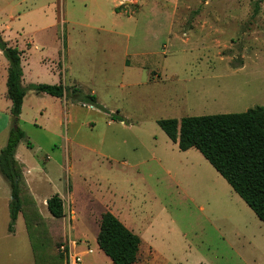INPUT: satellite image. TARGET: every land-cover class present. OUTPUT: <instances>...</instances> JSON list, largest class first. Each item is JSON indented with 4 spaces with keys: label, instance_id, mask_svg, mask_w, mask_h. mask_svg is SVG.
<instances>
[{
    "label": "rangeland",
    "instance_id": "1",
    "mask_svg": "<svg viewBox=\"0 0 264 264\" xmlns=\"http://www.w3.org/2000/svg\"><path fill=\"white\" fill-rule=\"evenodd\" d=\"M119 2L0 0V31L20 35L35 81L101 107L33 92L44 117L25 116L19 154L36 194L63 197L64 239L77 246L96 247L100 215L121 208L147 228L143 253L159 241L156 264H264V222L157 123L264 107V0H124L123 16ZM17 228L24 238L25 219Z\"/></svg>",
    "mask_w": 264,
    "mask_h": 264
},
{
    "label": "trees",
    "instance_id": "2",
    "mask_svg": "<svg viewBox=\"0 0 264 264\" xmlns=\"http://www.w3.org/2000/svg\"><path fill=\"white\" fill-rule=\"evenodd\" d=\"M0 50L8 60L7 97L12 102V127L7 145L0 153V173L11 188L10 230L20 213L33 247L36 264H66L60 247L66 243L63 222L64 202L56 194L47 201L51 214L42 217L39 206L27 184L23 166L16 159L25 132L20 127L24 99L29 91L55 98L67 97L72 103L101 109L94 94L63 84L23 86L21 52L0 35ZM117 116L113 120H119ZM158 126L180 151L198 150L226 180L234 192L264 222V107L243 113L218 114L159 120ZM97 243L112 264H136L141 238L130 231L114 214H102Z\"/></svg>",
    "mask_w": 264,
    "mask_h": 264
},
{
    "label": "crops",
    "instance_id": "3",
    "mask_svg": "<svg viewBox=\"0 0 264 264\" xmlns=\"http://www.w3.org/2000/svg\"><path fill=\"white\" fill-rule=\"evenodd\" d=\"M124 0H120V2L116 5V15L123 14L119 13L120 11L119 6L123 3ZM0 14H2V9H0ZM172 25H174V22H172ZM1 29V26H0ZM1 37L11 46L14 48H17L21 52V58H22V67H23V86L28 87L32 84H40L35 81L34 76L32 75V70L30 66H28V60L26 59V50L20 49L19 39L18 36L14 37L13 40L7 41L4 37V31H0ZM29 45V46H27ZM31 42L26 43L27 50L32 47ZM127 64V63H126ZM27 66L29 67L27 69ZM9 67L10 64L6 57L4 56L3 52L0 50V153L2 149L7 145L9 133L12 127V114H11V108H12V102L7 97L8 88H7V81H8V74H9ZM203 79V77L201 78ZM42 84V83H41ZM51 85V84H50ZM57 85V84H56ZM77 88V87H72ZM80 89V88H79ZM34 91L27 92V95L24 99L23 104V110L20 117V127L21 122L25 119V116L28 115V117L32 114L35 118H43L44 117V110L36 109L37 102L39 97H35L33 95ZM55 98V97H54ZM63 100L62 98H58ZM98 101V99H97ZM67 102V101H65ZM68 105V102H67ZM30 113V114H29ZM37 122V120H35ZM23 130V129H22ZM26 135V134H25ZM26 138V137H25ZM169 139V138H168ZM25 140V139H24ZM23 140V141H24ZM22 143V142H21ZM20 143V145H21ZM19 145V147H20ZM28 147H31L30 143H27ZM30 145V146H29ZM176 145V144H175ZM19 147L16 152V159L19 161V163L23 166L25 178L27 181V184L30 188L32 187L33 192L35 193L36 198L34 197L36 203L38 204L39 208L43 210V208L46 209L47 216H51L49 210L47 209V201L52 197H44L41 198V196L36 194L34 188H33V181L35 180L34 177H32L31 172V165H29V162L22 155L19 154ZM30 166V168L28 167ZM31 172V174H30ZM31 190V188H30ZM31 190V192H32ZM33 194V193H32ZM54 196V195H53ZM63 199V197H61ZM11 188L8 182L5 180V178L0 173V264H21L24 262V264H36L35 261V255L33 251V247L30 241V237L27 231V227L25 224L24 228V238H21V236L18 235V220L21 217L24 220L23 214L20 213L18 215V219L14 225L13 231L10 230V224H11V216H10V205H11ZM63 202L64 199H63ZM64 209H65V203H64ZM109 210H111L109 208ZM77 212L79 211L75 210V217H78ZM110 212V211H108ZM105 213V212H104ZM112 213V212H111ZM103 214V213H102ZM102 214L100 215V218L102 219ZM114 214L130 231H132L134 234L138 235L141 238V246L139 251V258H141L144 254V257L149 258L150 264H156L154 259L159 255V241L157 242L154 238L155 235H152L149 238V241L146 243L145 250L146 252L143 253V247L142 243L144 240H142L141 236V230L146 231L147 228L142 229L141 225H138L141 227V229L136 228L135 223H128L127 220H125L123 217L125 212L121 208H116ZM80 215V213H79ZM133 215L132 210H128V216ZM100 230V229H99ZM98 236V235H97ZM73 239L70 237L66 239V242ZM97 241V240H96ZM75 253L81 254L83 256V264H100L99 259L96 258V255L101 258L100 256H103L107 264H112V261L109 257H107L104 252L99 248V245L97 243L96 247H88L86 244L83 246H77L74 248ZM29 261L28 263H25ZM138 264V262L136 263Z\"/></svg>",
    "mask_w": 264,
    "mask_h": 264
},
{
    "label": "built area",
    "instance_id": "4",
    "mask_svg": "<svg viewBox=\"0 0 264 264\" xmlns=\"http://www.w3.org/2000/svg\"><path fill=\"white\" fill-rule=\"evenodd\" d=\"M76 241L71 239L60 247V252L63 254L66 264H82V255L75 253L74 248L76 247Z\"/></svg>",
    "mask_w": 264,
    "mask_h": 264
}]
</instances>
